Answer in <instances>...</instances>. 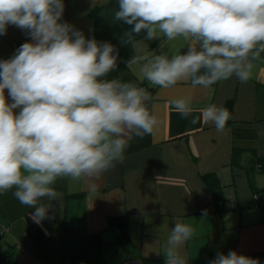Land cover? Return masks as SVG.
Here are the masks:
<instances>
[{"label": "clouds", "instance_id": "9594fccd", "mask_svg": "<svg viewBox=\"0 0 264 264\" xmlns=\"http://www.w3.org/2000/svg\"><path fill=\"white\" fill-rule=\"evenodd\" d=\"M63 12V0H0V35L15 26L30 37L0 60V192L14 188L15 198L35 209L30 216L38 225L51 218L53 202L63 207L52 187L58 178H99L122 162L129 133L143 139L160 123L146 88L106 79L118 67L116 46L86 38L62 19ZM113 18L133 25L121 44L142 30L150 41H192L183 53L157 54L144 64L145 79L163 89L187 81L207 88L233 75L246 83L251 60L264 52V0H119ZM139 59L125 63L131 67ZM170 103L182 118L191 116V124L211 123L219 133L232 118L216 104L194 116L190 98ZM194 231L174 222L165 241L166 264H187L180 249ZM210 264L260 261L230 250L218 252Z\"/></svg>", "mask_w": 264, "mask_h": 264}, {"label": "crops", "instance_id": "0c3cea01", "mask_svg": "<svg viewBox=\"0 0 264 264\" xmlns=\"http://www.w3.org/2000/svg\"><path fill=\"white\" fill-rule=\"evenodd\" d=\"M62 19L81 30L86 38L110 42L119 50L116 70L106 79L118 78L146 88L155 104L160 123L143 139L129 133L131 139L122 162L99 178L61 177L52 185L61 193L63 207L53 202L50 219L39 226L45 237L32 242L27 234V219L34 208L22 205L13 195L15 189L0 192V250L13 252L18 264H59L62 227L65 215L64 193L85 194L86 229L100 233L106 243L103 257L112 264H166L165 241L175 221L189 224L194 235L180 249L187 264H210L218 252L257 258L264 264V173L249 172L253 159H264V52L251 60V78L241 83L235 75L205 88L190 81L168 89L149 83L143 66L157 54L169 57L186 51L191 40L177 37L132 39L121 44L125 30L114 20L119 0H63ZM30 37L15 26L0 35V60L9 59ZM139 61L127 67L132 57ZM5 97L8 90L5 89ZM190 98L199 109L210 104L230 107L231 119L219 133L214 124H191V116L182 118L170 103ZM19 109L14 112L18 113ZM233 151L239 154L232 162ZM215 177L221 201L213 195L205 175ZM94 185V188L92 187ZM47 203V201H44ZM206 213V215H205ZM125 216L128 241L121 245L118 228L109 218Z\"/></svg>", "mask_w": 264, "mask_h": 264}, {"label": "trees", "instance_id": "16d2710c", "mask_svg": "<svg viewBox=\"0 0 264 264\" xmlns=\"http://www.w3.org/2000/svg\"><path fill=\"white\" fill-rule=\"evenodd\" d=\"M122 27L130 32L133 25H127L122 21ZM146 32L141 31L134 34L133 39L143 38ZM230 107L227 109L230 112ZM231 114V113H230ZM239 153L233 151L232 162H236ZM257 168L264 173V159L255 158L248 171L252 172ZM210 186L213 201H221V190L215 177L211 174L205 175ZM65 215L62 227V244L60 250L59 264H112L102 254L106 243L102 240L100 233H89L86 229V204L85 194L64 193ZM27 234L32 242L41 241L45 235L39 226L30 218L27 219ZM109 225L117 227L119 232L116 240L124 245L128 241L127 223L125 216H114L109 218ZM0 264H18L13 252L0 250Z\"/></svg>", "mask_w": 264, "mask_h": 264}, {"label": "built area", "instance_id": "2783aa9c", "mask_svg": "<svg viewBox=\"0 0 264 264\" xmlns=\"http://www.w3.org/2000/svg\"><path fill=\"white\" fill-rule=\"evenodd\" d=\"M149 82V81H148ZM150 83V82H149ZM143 88V87H142ZM0 230H3V227H0Z\"/></svg>", "mask_w": 264, "mask_h": 264}]
</instances>
